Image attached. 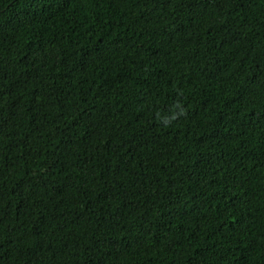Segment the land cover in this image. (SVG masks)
Masks as SVG:
<instances>
[{
  "label": "trees",
  "instance_id": "obj_1",
  "mask_svg": "<svg viewBox=\"0 0 264 264\" xmlns=\"http://www.w3.org/2000/svg\"><path fill=\"white\" fill-rule=\"evenodd\" d=\"M0 264H264V0H0Z\"/></svg>",
  "mask_w": 264,
  "mask_h": 264
}]
</instances>
